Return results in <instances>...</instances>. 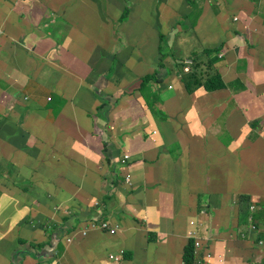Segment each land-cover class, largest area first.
<instances>
[{
    "label": "crops",
    "instance_id": "1",
    "mask_svg": "<svg viewBox=\"0 0 264 264\" xmlns=\"http://www.w3.org/2000/svg\"><path fill=\"white\" fill-rule=\"evenodd\" d=\"M140 1L0 0V264H183L193 232L196 264H264V0H185L162 13ZM66 24L82 30L57 52ZM166 34L183 51L176 73L160 54ZM138 42L152 44L142 76L155 74L157 119L137 93L143 77L94 65L106 44ZM213 59L225 87L188 93L185 62ZM226 106L222 143L210 112ZM170 182L190 190L170 197ZM244 195L259 202L258 238L242 236ZM102 220L121 232L67 244Z\"/></svg>",
    "mask_w": 264,
    "mask_h": 264
},
{
    "label": "rangeland",
    "instance_id": "2",
    "mask_svg": "<svg viewBox=\"0 0 264 264\" xmlns=\"http://www.w3.org/2000/svg\"><path fill=\"white\" fill-rule=\"evenodd\" d=\"M184 1L185 0H155L156 12H158V10L160 11V13L164 12L165 10L168 9L170 4L173 5L172 9H178L179 7L182 6ZM229 1H231V0H229ZM126 2L133 3V4L142 3L140 0H126ZM143 3H147V2L144 1ZM136 12H138L140 14L145 13V11L143 9H137ZM233 19H234V17H233ZM65 28H66L69 36L64 37V44H56L55 50L57 52H61L62 50H64L65 46L73 49L75 44H76L75 43V38H76L75 34L77 31L82 30V28H80V27L68 26L67 24H66ZM92 36H93V34H92ZM60 38L62 39V37H60ZM169 39H170V37L168 34H166L164 37H162V40L160 42V54L164 58V63H166V67L168 68L170 73H176V71L178 70V61H179V59H177V58H179V56L183 53V51L178 50L176 48V46L173 43H171V41ZM151 45L152 44H150L149 42H145V43L138 42V43H130V44H125V43L106 44L104 49L100 50L98 52L97 59L95 60L94 65H96L97 70H101V69L104 70L107 78H108V76L110 78H118V77H123V76L129 78L130 76L128 74L133 75L135 73L137 75L136 77H143L142 75L146 74L149 71L150 66L153 62L152 55H150V52L148 51L149 47ZM97 48H98V46H97ZM151 52H152V50H151ZM169 55H171L173 57L171 59H168L165 62V58ZM203 55H205L204 51H203ZM205 56H207V55H205ZM207 57H210V56H207ZM128 59H129V62H127ZM169 62L171 64H169ZM186 62H185V67H186ZM197 62H198V64L201 65V68H200L201 74H203V75L208 74L209 70H210L208 67V64L204 63L201 60H197ZM132 63H134V64H132ZM173 64H175V67H173ZM134 65H139L140 69L136 71ZM192 66H193V64H192ZM36 68L37 67H34L33 71ZM184 71H185V69H184ZM190 71H192V69ZM212 71H214V70L211 69V72ZM96 73H98V72L96 71ZM147 75H154L155 76V74H147ZM170 89H171V86H170ZM170 92L171 91H167V94H169ZM100 94H102V92ZM101 96L104 97V99H106V93L102 94ZM255 99H256V97L254 96L252 98V100L255 101ZM231 109H232V107L227 109V106H226L221 111H211L210 112L211 115L213 116V120L215 122H219L221 124V126L223 127V131L220 135V141L222 143L224 141V138L226 137L223 122H224L225 118L231 113ZM236 115H241V114H236ZM263 146H264V144H263ZM183 169H184V171L187 170V168H183ZM128 175L126 176V179H127ZM181 183L182 182L177 183V185L175 184L176 188L174 187V185L171 182L167 183V186L163 189V191H165L168 194V196H170V197H173V195H177V197H178V194H177L178 190L180 192H184V190H187V191L190 190L189 187H185V188L182 187ZM236 190H237V188H235V191ZM177 206L179 207L178 204H177ZM69 210H72V207H70L68 209V211ZM192 224H194V223L192 222ZM24 229H26V228H24ZM26 231L32 237L35 236L31 232H29L28 229H26ZM200 232L203 233L202 226H201ZM83 234L84 233L81 232L79 234V236H77V238L74 239V242L77 239H79V237H82ZM170 236H174V235H170ZM149 242L150 241L148 240V243ZM201 248H202V244H201ZM29 250L31 252H33V250H31V249H29ZM244 253H245V250H244L243 254Z\"/></svg>",
    "mask_w": 264,
    "mask_h": 264
},
{
    "label": "trees",
    "instance_id": "3",
    "mask_svg": "<svg viewBox=\"0 0 264 264\" xmlns=\"http://www.w3.org/2000/svg\"><path fill=\"white\" fill-rule=\"evenodd\" d=\"M217 48L214 49H206L204 50V54L207 56H211L217 52ZM216 59H213L209 67L208 74H201L200 68L201 65L196 63L195 66L192 68V72L185 74L183 76V82L188 93H193L196 89L200 87H204L207 91H216L223 89L225 87L224 82L222 81L221 75L216 72L212 71L213 64L215 63ZM155 81L154 75H146L142 78L141 84L137 93L142 97L146 105L148 106L149 111L154 116V118H159V116L163 115L164 112L160 110L158 107L155 106V102L157 99V93L153 91L152 83ZM100 111H106V105L102 104L100 106ZM237 204L240 208V221L245 223L247 221V210L253 204V198L249 195L239 196ZM249 212V211H248ZM249 215V214H248ZM196 241L189 237L188 243L184 249L183 253V263L184 264H196L195 255L198 250L195 247Z\"/></svg>",
    "mask_w": 264,
    "mask_h": 264
},
{
    "label": "built area",
    "instance_id": "4",
    "mask_svg": "<svg viewBox=\"0 0 264 264\" xmlns=\"http://www.w3.org/2000/svg\"><path fill=\"white\" fill-rule=\"evenodd\" d=\"M192 62L191 61H187L186 62V67H185V71L186 72H189L191 69H192ZM130 159V156L128 154L124 155L123 159L121 160V163H122V166L125 167L127 165V161ZM131 179V175L129 174L128 177H127V181L129 182ZM256 200L253 199V204L250 206V209H249V216L247 218V226H248V230H247V234H242L243 237H254V238H257V236L259 237L260 233H261V230L254 218V214L255 212L257 211V205H256ZM93 223V222H91ZM110 223V222H109ZM105 223V222H97L95 225L91 226L90 228H88V233L91 232V231H100V232H105V233H109L110 235H115L117 232H118V228H114L111 226V223ZM90 224V223H89ZM87 235L83 236V237H86ZM189 237L193 240L196 241V244H195V247L196 249L198 250V252L202 249L201 248V244H202V240L198 238V234H194L191 233L189 235ZM69 243H71L72 241L69 240L68 241ZM257 247L259 249V252H260V257L261 259H264V241L259 239L257 241ZM197 252V253H198ZM196 253V254H197ZM121 255H123V253H121ZM207 258H211V254L208 253L207 254ZM110 259H114V260H121L120 257H110Z\"/></svg>",
    "mask_w": 264,
    "mask_h": 264
},
{
    "label": "clouds",
    "instance_id": "5",
    "mask_svg": "<svg viewBox=\"0 0 264 264\" xmlns=\"http://www.w3.org/2000/svg\"><path fill=\"white\" fill-rule=\"evenodd\" d=\"M257 203H256V205H257V207H258V204H259V202L258 201H256ZM250 209V208H249ZM258 209V208H257ZM56 210H58V209H56ZM250 214V213H249ZM249 216V215H248ZM65 217H67V218H73V217H71V213L67 210L66 212H65ZM248 218V217H247ZM91 222H105V223H109V221H106V220H102V221H90V222H88L87 223V225L89 224V223H91ZM110 224V223H109ZM87 225H86V227H84V228H82V229H85V228H87ZM111 226L112 227H114V228H118V232L115 234V235H117V234H119L120 232H121V228L118 226V225H114V224H112L111 223ZM81 230V229H80ZM92 232V231H91ZM91 232H89V234L91 233ZM101 233H104V234H106V235H109V236H115V235H110L109 233H105V232H101ZM89 234L86 236V237H88L89 236ZM86 237H81V238H86ZM258 238V237H257ZM260 238H258L257 239V241L259 240ZM69 240H71L72 242L71 243H69L68 241ZM262 240V239H261ZM264 241V240H263ZM66 242H67V244L68 245H71L73 242H74V239H73V237L72 236H70V237H68L67 238V240H66ZM121 253H123V255H121ZM125 255H126V253L124 252V251H121L120 252V254L118 255V256H114V255H112V257H120L121 258V260H123L124 259V257H125ZM111 257V256H110ZM110 257H109V259H110ZM57 264H60V263H57Z\"/></svg>",
    "mask_w": 264,
    "mask_h": 264
},
{
    "label": "bare ground",
    "instance_id": "6",
    "mask_svg": "<svg viewBox=\"0 0 264 264\" xmlns=\"http://www.w3.org/2000/svg\"><path fill=\"white\" fill-rule=\"evenodd\" d=\"M89 152V151H88ZM90 154V153H89ZM74 182V181H73ZM72 183V182H71ZM97 222H93V223H90V224H88L87 225V228H85V229H81V230H79V232L78 233H81V232H83V233H87L88 232V228H90L91 226H93V225H95ZM76 237H77V235L75 236V238L74 239H76ZM58 238V237H57Z\"/></svg>",
    "mask_w": 264,
    "mask_h": 264
}]
</instances>
